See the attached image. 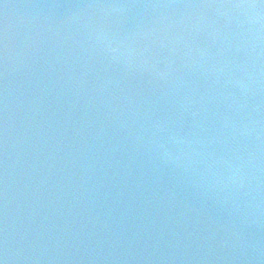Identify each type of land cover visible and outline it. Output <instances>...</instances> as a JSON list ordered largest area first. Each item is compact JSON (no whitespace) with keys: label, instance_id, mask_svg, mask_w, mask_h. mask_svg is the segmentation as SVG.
<instances>
[{"label":"water","instance_id":"95a60500","mask_svg":"<svg viewBox=\"0 0 264 264\" xmlns=\"http://www.w3.org/2000/svg\"><path fill=\"white\" fill-rule=\"evenodd\" d=\"M3 264H264V0H0Z\"/></svg>","mask_w":264,"mask_h":264},{"label":"snow or ice","instance_id":"6c2138e0","mask_svg":"<svg viewBox=\"0 0 264 264\" xmlns=\"http://www.w3.org/2000/svg\"><path fill=\"white\" fill-rule=\"evenodd\" d=\"M0 264H3V261H0Z\"/></svg>","mask_w":264,"mask_h":264}]
</instances>
